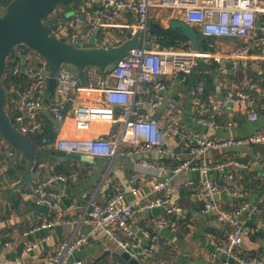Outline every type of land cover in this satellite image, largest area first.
Returning <instances> with one entry per match:
<instances>
[{
    "label": "built area",
    "instance_id": "2783aa9c",
    "mask_svg": "<svg viewBox=\"0 0 264 264\" xmlns=\"http://www.w3.org/2000/svg\"><path fill=\"white\" fill-rule=\"evenodd\" d=\"M170 12L174 19H180L189 27H195L205 38H229L242 41L241 46L223 49L216 45L213 52L188 50L180 47L161 49L155 41H147L151 16L153 12ZM264 0H86L76 10L70 13L67 22L59 28L56 36L61 40L71 39L74 43H85L94 38L102 47L112 45L131 31L140 32L144 43L121 60L114 71H105L102 75L98 68H88V86L81 87L76 75L68 69H60L55 76L56 87L52 101L47 104L44 94L48 87L49 62L41 58L37 63H28L26 59L23 73L21 63L12 70L13 75L24 74L30 83L24 90L13 86L9 111L16 120V127L30 136L41 135L43 124L39 120L40 113L48 108L56 124H63L71 109H75L73 120L76 129L87 130L93 122L119 124L120 131L109 137L92 139L61 138L51 141L42 138L43 147L52 145L57 151L69 154H79L92 159H105L112 163L116 159H135L151 153L163 155L165 147L177 138L189 144L194 155L192 159L172 170L174 175L185 171L197 170L202 174L203 212L231 226L225 246L218 248L224 255L222 264H264V259L246 258L239 249L242 247L246 233V224L259 212L264 201L249 202L235 188H221L211 177L214 171L226 172V177L233 179L230 169L239 165L234 160L211 164L206 155L211 150L232 148L234 146L264 145V132L256 133L248 138L238 140H212L207 136L183 132L179 114L183 101L174 97L168 88L167 81L176 84H187L186 77H193L199 62H215L220 68L229 63L233 70L247 69L248 61L257 48L255 39L259 29L264 33ZM259 24V26H258ZM223 49V50H221ZM264 67V52L260 57ZM183 75V76H182ZM188 85V86H187ZM187 94L193 97L191 122L200 127L218 128L217 121H207L202 118L198 108L202 105L200 96L206 91L204 85L187 84ZM99 91L102 98L94 104H77L78 92ZM166 108L162 116L157 115L158 108L167 98ZM264 101V87L260 91ZM77 104V105H76ZM248 105L250 121L256 122L259 114L252 109L253 98L246 92L231 87L224 101L214 104L217 119L224 117L227 106ZM14 107V108H13ZM11 113V112H10ZM232 124L229 123L228 127ZM140 165L154 170L159 174L167 172L164 165L144 158ZM78 173L69 175H54L39 183L29 195V199L39 205L58 208L61 195L53 188L56 183H67L77 179ZM137 175L131 177V191L139 195ZM193 185V183H189ZM162 197H153L141 204L144 199L124 204V194L118 193L107 203L100 205L95 200L90 201L81 223L89 225L88 232L74 233L73 237L57 246L51 257L52 264H84L81 260L69 262L75 254L90 244L93 237L105 234L114 237L116 231L122 234L124 241L119 242L124 249H130L134 256L141 257L149 263L158 250V236L139 227L135 220V210L161 208L168 205L170 217L160 219L157 225L177 228V223L185 218V211L178 205H169L172 191L170 179L164 180L155 187ZM222 193L240 200L239 205L232 211L220 206L219 198ZM245 216L243 220L241 217ZM66 222L57 218L44 223L43 228H54L65 225ZM264 229V219H261L253 232ZM37 245L30 247L32 251ZM3 251L0 250V264ZM139 256V257H138Z\"/></svg>",
    "mask_w": 264,
    "mask_h": 264
},
{
    "label": "crops",
    "instance_id": "0c3cea01",
    "mask_svg": "<svg viewBox=\"0 0 264 264\" xmlns=\"http://www.w3.org/2000/svg\"><path fill=\"white\" fill-rule=\"evenodd\" d=\"M2 11L0 7V13ZM151 20L165 28L172 27L174 22H181L180 19H174L170 12L166 11L153 12ZM260 21H264V16H260L259 23ZM255 39L257 48L248 61L247 69L233 70L229 63L225 68H220L213 61H210L212 63L199 62L197 69L201 71L196 74H204L206 76L204 80L210 76L213 83L209 88L210 96L204 97L203 104L199 106L198 111L207 121H222H217L220 124L218 128H206L193 124L191 122L192 113L189 117L188 110L189 99L186 91L188 85L167 81L168 88L174 97L183 101L179 114L183 132L222 141L248 138L256 133L264 132V101L260 96V91L264 87V67L260 64V57L264 52V33L258 29ZM218 41L221 42L223 49L245 44L242 41L222 38L216 39V45ZM216 45H213L214 50ZM17 52L20 57V49ZM27 56L28 63H37L42 58L35 53H29ZM100 73L103 75L104 71ZM21 75L24 76V74ZM29 83L30 79L23 77L19 86L16 87L24 90ZM231 87L244 91L253 98L252 109L259 114L256 122L250 121L249 106L243 104L227 106L224 117L217 119L214 104L224 101ZM171 92L167 93V98L158 108L159 117L163 115ZM101 98L102 94L99 91H82L77 94V104H94ZM44 99L47 104L53 99L48 102V87ZM74 112L75 109H71L65 122L58 125L46 108L40 113L39 120L45 129L49 127L51 131L49 133L53 135L54 140L109 137L120 131L118 123L111 125L104 122H93L89 129L78 130L72 117ZM229 123L232 124L231 127H228ZM115 130L117 132H114ZM38 149L41 154L46 155V160L36 170H33L28 166L27 160L19 156L10 144L0 141V250L3 251L4 264H52L50 259L59 244L69 241L75 232L89 231V225L81 223V218L90 201L95 200L96 203L104 205L116 194L123 193L124 204L136 202L139 197L144 199L141 203L143 205L150 198L163 196L162 193L155 191V187L167 179H170L172 183L169 205L182 207L185 211V218L179 222L175 230H171L156 224L158 220L170 217L167 213L168 205L154 209L139 207L135 210L136 224L158 236V250L149 263L139 256V258L135 257L130 249L121 247L119 242L124 241L125 238L117 231L114 237H108L105 234L96 235L91 239L90 244L77 252L69 262L81 260L84 264H128L121 255L129 252L142 264H222L224 255L218 248L225 246L231 226L219 221L216 216L203 212V177L199 171L190 170L179 175L172 173L174 168L194 156L193 147L180 137L165 147L166 152L163 155L151 153L148 157L116 159L112 163L105 159H98L93 164L72 160L62 161L52 156V153L57 151L52 145L38 147ZM144 158L164 165L167 172L159 174L142 167L140 163ZM206 158L211 164L225 162L229 159L238 162L239 165H233L230 169L233 179L226 177L229 170L223 173L214 171L211 177L221 188L226 186L235 188L243 195L244 200L255 203L264 201V145L234 146L211 150ZM59 168L78 173L77 179L54 185L53 188L61 195L59 207L56 209L31 201L29 195L32 190L51 175L58 171L62 172L61 169L57 170ZM133 175H137L138 196L131 191ZM191 182L193 185L189 184ZM239 202L240 200L226 193H222L219 198L220 206L227 211L236 209ZM57 218L67 223L62 225V231H57V226L43 228L44 223ZM241 218L244 220L245 216ZM261 219H264V204L260 205V212L245 226L247 231L239 251L246 258L264 259V229L253 232ZM34 245L37 247L32 251H27Z\"/></svg>",
    "mask_w": 264,
    "mask_h": 264
},
{
    "label": "water",
    "instance_id": "95a60500",
    "mask_svg": "<svg viewBox=\"0 0 264 264\" xmlns=\"http://www.w3.org/2000/svg\"><path fill=\"white\" fill-rule=\"evenodd\" d=\"M60 1L62 0H0V7L3 9L0 13V141L10 144L19 156L27 160L28 166L33 170L45 162L46 155L41 154L36 145L39 135L30 136L16 127V120L11 116L7 104V99L12 93L3 84L7 63L13 51L17 48L21 51L20 63L23 73L29 53H35L49 62V102L54 96L55 76L60 69L71 70L76 75L80 86L87 87L88 68L112 72L121 60L145 41L140 32L133 34L131 31L107 47L97 44L94 38L85 43H74L71 39L61 40L56 36V32L67 22L68 14L59 17L53 23L45 19V16L55 11ZM153 27H159V24L151 22L150 28ZM172 27L182 33L189 32L187 25L183 22H176ZM151 38L152 35L148 33L146 40L150 41ZM205 40L204 37L198 39L194 36L191 48L194 51H203ZM188 99L190 117L193 97L188 95ZM52 156L91 164L98 161L97 158L92 159L62 151H55ZM56 230L62 231L63 226H57ZM121 256L128 264H142L129 252H124Z\"/></svg>",
    "mask_w": 264,
    "mask_h": 264
},
{
    "label": "trees",
    "instance_id": "16d2710c",
    "mask_svg": "<svg viewBox=\"0 0 264 264\" xmlns=\"http://www.w3.org/2000/svg\"><path fill=\"white\" fill-rule=\"evenodd\" d=\"M84 1L86 0H62L60 2L57 3L55 11L49 15V16H45V19L49 22V23H53L55 22L59 17L65 15V14H69L72 11L76 10ZM61 9V10H60ZM59 10L58 14L56 13ZM154 22V21H152ZM156 24V22H154ZM159 24V23H157ZM190 28V27H188ZM149 33L152 35V39L151 41H153V39H155V43L159 45V47L161 49H169V48H176V47H180V45H184L186 47V49L191 48L190 45V41L192 39V37H196V38H201L203 37L201 35V33L194 27L190 28V32H186V33H182L181 31L176 30L173 27H168L165 28L163 26H161L159 24V27H153L152 29L150 28ZM216 39H212V38H208L205 40L204 44H203V50L204 51H209V52H213L214 48L213 45L215 44ZM18 48L15 49L11 55V57L9 58V61L7 63V68L4 74V78H3V84L5 86V88H7L9 91L11 90L12 86H19L20 82L22 81L23 77H27L26 75L22 76L21 74L18 75H13L12 74V70L16 67L17 64L20 63V57L18 55L17 52ZM216 64V63H215ZM215 66V65H213ZM100 71H104V70H100ZM198 71H201V69H197L195 72V75L193 77H186L185 78V82L190 85H200L201 82H205L204 84L201 83L202 85L205 86L206 91L203 95L200 96L201 101L203 102L204 97L207 98L210 96V90L209 88H211L212 83H213V79L209 76V78L205 79L206 77L204 74H196ZM105 72V71H104ZM183 76V75H182ZM12 99V97H9L7 99V104L9 105L10 100ZM11 115H14V112L11 110ZM217 120V119H216ZM219 121V120H217ZM222 122V121H219ZM49 127L47 126V128L45 129L43 126V132L42 134L38 137L36 145L38 147H43L42 145V138L43 137H48L51 139V141H54V138L51 136V134L49 132H51L49 129ZM62 172L53 174L51 176L54 175H69L75 171L73 170H68V171H64V169L62 170V168H59L57 170H60ZM61 173V174H59ZM179 224V223H177ZM121 260V258H120ZM122 261V260H121Z\"/></svg>",
    "mask_w": 264,
    "mask_h": 264
},
{
    "label": "rangeland",
    "instance_id": "374dc122",
    "mask_svg": "<svg viewBox=\"0 0 264 264\" xmlns=\"http://www.w3.org/2000/svg\"><path fill=\"white\" fill-rule=\"evenodd\" d=\"M61 10V9H60ZM58 12H59V10L56 12L57 14H58ZM68 16H70V13L68 14ZM166 18L164 17V20H165ZM177 23H179V22H177ZM173 24H176V22H174ZM164 26H165V24H164ZM191 28V27H190ZM190 28H188V31L190 32ZM191 40H193V37H192V39ZM217 45L218 46H221V42H217ZM188 50H191V48H188ZM210 63H212V62H210ZM114 132H117V130H115ZM62 161H71L70 159H68V158H60Z\"/></svg>",
    "mask_w": 264,
    "mask_h": 264
}]
</instances>
